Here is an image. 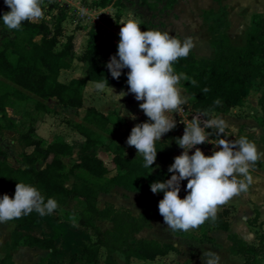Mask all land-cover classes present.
<instances>
[{
    "label": "trees",
    "instance_id": "1",
    "mask_svg": "<svg viewBox=\"0 0 264 264\" xmlns=\"http://www.w3.org/2000/svg\"><path fill=\"white\" fill-rule=\"evenodd\" d=\"M81 2L87 0H79ZM94 8L104 9L111 0H90ZM177 0H139L140 6L149 11H171ZM219 4V0H216ZM10 11L0 0V18ZM119 19V15H116ZM66 13L59 10L49 21L40 19L36 22H23L21 30H11L12 38H5L0 43V117L6 118V110L16 104L33 103L38 113H54L49 100H55L57 106L70 108L76 112L83 110L74 131L82 138L78 159L66 164L65 159H72L79 153L64 140L46 142L36 133V120L30 119L26 131L20 135L28 151L20 154V167H13L6 161V153L0 147V198L7 193L15 194L16 183H25L36 187L41 194L54 198L59 205L55 212H63L66 217H74L80 226L91 231V240L80 256L72 255L62 264H98L100 252H105L104 264H118L114 255L120 253L126 264L132 261L153 262L178 250L171 244L155 240L137 238V235L148 228L149 221L158 213V202L163 193L153 194L150 185L153 182H164L171 175L166 166L174 155V144L179 126L164 134L156 142L157 157L155 163L145 167L142 154H137L134 147L126 141L131 129L140 123L148 122L143 114L134 126L115 111L103 113L94 107L84 108V89L87 82L96 83L103 78L108 86L119 92L128 93L127 73L123 69L118 80L113 79L106 68L105 57L116 55L117 45L110 39L98 42L96 31L90 29L82 51L76 53L77 36L66 35L63 22ZM2 20V19H1ZM214 36L211 45V59H197L192 51L186 58H180L173 64L175 73H184L189 80H183L182 88L189 96L191 109L208 119L213 114H225L234 103L244 97V90L251 81L258 78L264 87V17L253 16V25L249 29L243 47L230 45L229 38L222 33L229 27L228 12L224 6L217 11L209 10L202 16ZM3 22V21H2ZM141 31L153 30L149 23H140ZM118 58V57H117ZM77 61L82 66V75L66 83L59 80L61 71L69 70ZM194 80L193 85L190 81ZM127 95H131L128 93ZM218 101V103H217ZM258 106L261 110L260 126L264 128V91L261 93ZM212 130V129H211ZM110 141L112 149L111 164L114 173L91 150ZM261 144L264 145V137ZM129 150L133 158H127ZM187 183V181H181ZM114 188L127 192L153 194V204L139 218L128 211L118 212L112 206L99 209V194H107ZM187 193L183 194L181 199ZM72 203L79 208L69 211ZM231 211L225 208L217 211L216 220L205 221L216 230L228 232ZM37 217L33 214L22 215L10 220L14 229L3 246L0 264H14L12 252L23 245L50 251L56 256L60 248L56 238L39 236L29 229ZM109 221L112 227L107 230L98 228L97 223ZM250 225V224H249ZM231 251L244 259V264H254L258 257L264 256V234L257 238V245H246L235 235H228Z\"/></svg>",
    "mask_w": 264,
    "mask_h": 264
},
{
    "label": "rangeland",
    "instance_id": "2",
    "mask_svg": "<svg viewBox=\"0 0 264 264\" xmlns=\"http://www.w3.org/2000/svg\"><path fill=\"white\" fill-rule=\"evenodd\" d=\"M178 2V0H177ZM177 8L175 12H165L160 10L161 6L157 9L155 14H148L146 17H141L139 8V0H111L110 5L106 11H99L94 8L90 0L80 2L78 0H42V8L44 11L43 18L49 21L55 17L59 10L66 13V19L63 22V29L66 35L73 33L77 36L75 42L76 53L79 54L86 42V33L93 29L97 33L98 42L101 39L112 37L115 32L119 34L120 27L123 26L130 18H135L140 23L146 22L151 24L152 28L158 31L168 32L179 38L181 41L186 37L193 39L194 48L191 50L197 59H211L213 57V49L211 47L214 36L210 32L206 23L202 21V16L209 10L216 11L220 5H223L228 12L229 27L223 29L221 32L226 34L229 38L230 45L234 47H243L245 45L247 33L253 25V16L259 15L264 17V0H219V5L215 0H179L176 3ZM144 8V7H143ZM146 9V7L144 8ZM146 12V10H144ZM123 19L121 23L117 19ZM155 25L152 24V22ZM5 38H12L11 30H9L0 19V43ZM110 57H106L105 61L108 63ZM82 75V66L77 61L72 63V67L68 71H63L60 76V81L68 82L70 78L80 77ZM184 81L181 80L179 86L182 88ZM93 84V83H91ZM88 84L84 91V108L94 107L98 111L107 113L115 111L119 116H123V110L135 116L133 120L129 115L124 118L128 125L134 126L139 118L144 114L139 109V103L135 100L134 95H125L123 98L118 96L119 91L115 87H110L114 91H97L95 85ZM182 95L187 97V103L183 108L188 109L191 107L189 96L182 88ZM264 87L258 78H255L247 84L244 90V97L240 102L234 103L229 111L225 114H213L205 121L212 119H222L225 121V129L221 134L216 127H208L205 129L209 135V142L202 144L205 150L209 151L205 156H211L213 151L220 150L215 146V142L219 139H226L236 141L240 137H247L249 141L255 142L257 149H260L263 144L260 143L262 139V131L264 128L260 126L261 110L258 106V100ZM52 108H55L54 113H40L36 120V133L42 137L47 143L52 140H66L70 143L75 150L79 152L82 138L74 131L73 126L78 122L83 114V110L76 112L69 108H60L53 100L49 103ZM123 108V109H122ZM25 109V110H24ZM25 111L22 116L19 115L16 121L18 124H6L8 128L6 131L14 133L13 137L5 133L3 135V148L6 153V161L13 167H20V154L27 150L24 147L20 138L22 128L29 123L31 115L34 114L33 106L28 105L23 108ZM174 120L178 117L176 112L169 114ZM19 129V130H18ZM212 129V130H211ZM184 128L180 127L178 135L180 138L183 136ZM213 143V144H211ZM112 145L107 139L104 145L96 147L91 150L90 154L97 156L106 164L110 169V175L114 173L111 164ZM180 149L177 143L174 144V155L170 163L166 166L168 168L174 162V157L180 155ZM127 158H133L134 154L127 150ZM81 152L77 153L72 159L64 160L66 164L74 162L78 159ZM264 160V158H262ZM3 159L0 158V162ZM260 160H258L250 169L256 170L260 168ZM169 173V172H168ZM172 175L171 173H169ZM251 176L253 174L249 173ZM170 179V178H169ZM243 179V177H241ZM187 183H181L179 198L185 191ZM125 191V190H123ZM121 190H111L109 193L99 196L97 200V207L99 209L112 206L115 211L122 212L128 211L135 218H139L143 212L150 209L153 204V194H141L139 192L127 193ZM1 195V194H0ZM257 207V208H256ZM262 208L264 212V178L254 179L249 185L248 191L241 193L239 196L233 197L226 204L218 206V211L229 209L230 214V228L227 234L211 227L210 225L203 224L197 229H192L187 232L181 230H172L168 225L164 224L163 217L159 214L150 220L149 227L144 228L137 238L155 240L160 243H167L173 245L178 252L170 253L169 255L157 258L153 262H133L132 264H204L201 259L203 252L209 250L215 252L220 257L219 264H244V259L239 255H235L227 241L228 235H235L244 241L250 240L252 245H257V238L260 234H264V214L260 215L258 209ZM79 208V204L72 203L68 210L74 211ZM257 209V210H256ZM139 212V213H138ZM250 224V225H249ZM101 230H107L112 227L109 221H101L97 223ZM246 227V228H245ZM249 232L255 234L249 236ZM91 234L90 230H80L76 232L75 238L80 239L78 247L69 246L70 250L76 249L80 253L82 248L86 245V238ZM10 236V229L6 226L5 222L0 223V257L3 256V246L8 241ZM255 239V240H254ZM249 241L245 243L249 245ZM62 246V245H61ZM2 247V248H1ZM17 249V248H16ZM15 249V250H16ZM72 249V250H73ZM74 251V250H73ZM105 252L102 249L99 262L104 258ZM17 257H20L16 253ZM118 264H126L124 258L120 254L115 255ZM254 264H264V256L255 259Z\"/></svg>",
    "mask_w": 264,
    "mask_h": 264
},
{
    "label": "clouds",
    "instance_id": "3",
    "mask_svg": "<svg viewBox=\"0 0 264 264\" xmlns=\"http://www.w3.org/2000/svg\"><path fill=\"white\" fill-rule=\"evenodd\" d=\"M4 3L10 11L0 19L9 30H21L23 22H36L43 18L42 0H4ZM119 37L116 55L109 58L106 68L116 80L123 69L129 70L128 93L133 94L136 101H142L139 109L148 122L135 125L126 143L134 147L137 154H142L145 167L151 168L157 157L156 142L176 127L175 120L169 114L183 111L188 100L182 95L179 84L181 80L189 78L184 73H175L173 64L180 58H186L195 45L190 37L181 41L168 32L141 31L140 22L135 18H130L120 27ZM190 82L193 85L196 83L194 80ZM95 89L114 91L104 78L95 83ZM128 93L121 91L118 96L123 98ZM123 113V116L136 119L124 110ZM213 126L222 134L226 125L222 119L202 122L199 117H193L184 127L183 136L176 141L183 151L174 157V162L168 168L172 174L170 179L150 185L153 194L163 193V199L158 202V212L164 224L174 231L197 229L209 219L214 222L218 206L248 191L252 183L250 168L264 158V153L258 151L255 142L243 136L236 141L219 139L215 146L220 150L205 156L196 146L210 143L205 129ZM194 148V153L189 155ZM185 180L187 194L181 199V181ZM58 208L54 198L45 201L36 187L16 183L13 198L7 194L0 198V223L18 219L33 211L41 216L49 215ZM71 219L74 220V217ZM201 259L204 264L220 262L219 255L209 250L203 252Z\"/></svg>",
    "mask_w": 264,
    "mask_h": 264
},
{
    "label": "crops",
    "instance_id": "4",
    "mask_svg": "<svg viewBox=\"0 0 264 264\" xmlns=\"http://www.w3.org/2000/svg\"><path fill=\"white\" fill-rule=\"evenodd\" d=\"M64 1H66V0H64ZM72 1H75V0H72ZM176 3H179V0H178V2L176 1ZM216 3L218 4L217 1H216ZM221 6H223V5H221ZM107 7L104 9H101V8H97V9H99V11H106ZM138 8H139V12H140L141 17H143V18L146 17L148 14L154 15L155 14L154 12H156V11L151 12L147 8L144 9L145 7L143 8V6L138 7ZM176 8H177V5H174L173 9L171 10L172 13L175 12ZM218 9H219V7H218ZM144 10H146V12H144ZM171 11H165V12H171ZM118 20H119V23H121L123 21L122 18L121 19L119 18ZM144 23H146V22H144ZM152 24L155 25V23H153V22H152ZM152 29L157 30L155 27ZM109 35L110 34H108V37L103 38L101 40L110 39L114 44L118 45L119 39H120L119 34L117 32H115V35H112V37ZM106 57H108V56H106ZM64 71H68V70H64ZM62 72L63 71H61L60 76H61ZM60 76H59V80H60ZM73 78H76V77H73ZM73 78H70L69 80H71ZM63 83H66V82H63ZM91 83L92 82H87L86 86L88 84H91ZM91 85H95V83H93ZM109 87H111V86H109ZM84 91H85V89H84ZM131 96H133V95L131 94ZM52 102H53V100H49V103H52ZM31 104L33 106L32 102L16 104L14 107L8 108L6 110V113H7L6 118L0 117V147L1 148H3V145H2L3 140H4L3 135L5 133L9 134L10 137H13V135H14L12 130L6 131V128H8V127H6L7 126L6 124H8V125L18 124L19 121H16V119L18 118L19 115L22 116V114L25 112L24 111L25 109L23 110V108H25L26 106L31 105ZM60 108H62V107H60ZM54 110H55V108H54ZM33 111H34V109H33ZM36 114H40V113L34 111V114L31 115V118L36 119L38 117V116H36ZM27 126H28V123L25 126H21V128H22L21 134H23L26 131ZM261 134L264 137V129H263ZM64 141L67 142L66 140H64ZM260 149L262 150V153H264V145ZM2 150L4 151V149H2ZM25 151H28V149ZM65 160H67V159H65ZM260 161H261L260 162V168H257L256 170L250 169V173L253 174L251 177L254 179H257V176H258V178H264V160L260 159ZM113 190L123 191V189H121V188H114ZM123 192H125V191H123ZM125 193H127V192H125ZM129 193H131V192H129ZM7 195L10 198L14 197V195L11 193H7ZM102 195H105V194H100L99 196H102ZM99 196H98V198H99ZM262 208L263 207H261L258 210L256 209L257 211H259L260 215L264 214V212L262 211ZM31 214L35 215L37 217V220H36L35 224L29 230L31 232L39 235V236L56 238V243L59 246L60 250L56 256H52L50 254V251L41 250L39 248H30V247H26L23 245H19L17 247V249L12 252V262L14 264H62L63 262H66L72 255L80 256L82 254L83 249L86 247V245L91 240V234H90L89 237L86 238V245L82 248L80 253H77L76 249H73V248L72 249L74 251L72 249L70 250L69 246H71V247H78L79 246V242H80L79 240L80 239L74 237L76 232H78V231L80 232V230H87V229L80 227L73 219L66 217L65 216L66 214H64L63 212H53L52 214L41 216L37 212L33 211ZM5 224L7 227H9L10 234H11L13 229H14V224L9 222V221L5 222ZM224 234H227V232H224ZM249 236H253V238H255V234L253 232H249ZM1 240H3V239H0V241ZM247 241L250 242L249 244H252L251 239L247 240ZM247 241L243 240V242H245V243H247ZM229 244L231 247L230 242H229ZM16 253H18L20 257H17ZM100 254H101V252H100ZM116 254H120V253H116ZM115 255H114V258H115ZM1 258L2 257H0V259ZM103 261H104V258L100 262H98V264H104ZM133 262L134 261H132L131 264ZM135 262H137V261H135ZM138 262H140V261H138Z\"/></svg>",
    "mask_w": 264,
    "mask_h": 264
},
{
    "label": "built area",
    "instance_id": "5",
    "mask_svg": "<svg viewBox=\"0 0 264 264\" xmlns=\"http://www.w3.org/2000/svg\"><path fill=\"white\" fill-rule=\"evenodd\" d=\"M176 115H177L178 117L176 118L175 122H176V124H177L179 127H182V128H184L185 126H187V125L189 124V121H191V119H192L193 117H199V118L201 119L202 122L205 121L204 117H203L202 115H200V114L195 113V112L191 109V107L188 108V109L183 108V111H177V112H176ZM196 147H199L200 150H201L204 154H206L207 152H209V151L205 150V148L202 146V144H201V145H198V146H196ZM182 151H183V150H182ZM194 151H195V148L192 149V150L189 152V155L193 154Z\"/></svg>",
    "mask_w": 264,
    "mask_h": 264
}]
</instances>
